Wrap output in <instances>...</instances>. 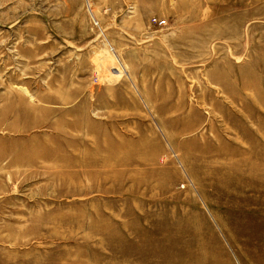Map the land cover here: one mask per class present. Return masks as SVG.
I'll list each match as a JSON object with an SVG mask.
<instances>
[{
    "label": "rangeland",
    "instance_id": "1",
    "mask_svg": "<svg viewBox=\"0 0 264 264\" xmlns=\"http://www.w3.org/2000/svg\"><path fill=\"white\" fill-rule=\"evenodd\" d=\"M0 264H264V0H0Z\"/></svg>",
    "mask_w": 264,
    "mask_h": 264
},
{
    "label": "built area",
    "instance_id": "2",
    "mask_svg": "<svg viewBox=\"0 0 264 264\" xmlns=\"http://www.w3.org/2000/svg\"><path fill=\"white\" fill-rule=\"evenodd\" d=\"M152 21L155 23V25L158 26H164L166 24V20L165 19H157V18H153Z\"/></svg>",
    "mask_w": 264,
    "mask_h": 264
},
{
    "label": "bare ground",
    "instance_id": "3",
    "mask_svg": "<svg viewBox=\"0 0 264 264\" xmlns=\"http://www.w3.org/2000/svg\"><path fill=\"white\" fill-rule=\"evenodd\" d=\"M98 24V23H97ZM112 50V49H111ZM122 61V60H121ZM122 63V62H121Z\"/></svg>",
    "mask_w": 264,
    "mask_h": 264
}]
</instances>
